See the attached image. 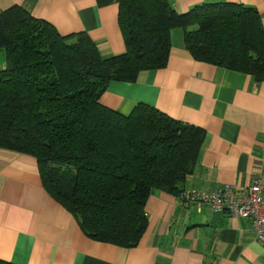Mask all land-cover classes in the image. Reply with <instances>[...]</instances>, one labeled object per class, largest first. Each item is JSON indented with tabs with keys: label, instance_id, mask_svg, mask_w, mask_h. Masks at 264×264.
I'll return each mask as SVG.
<instances>
[{
	"label": "trees",
	"instance_id": "1",
	"mask_svg": "<svg viewBox=\"0 0 264 264\" xmlns=\"http://www.w3.org/2000/svg\"><path fill=\"white\" fill-rule=\"evenodd\" d=\"M118 22L125 51L103 57L84 32L60 35L18 5L0 12V147L35 158L43 186L86 235L131 246L151 190L177 193L205 132L147 104L111 109L100 100L107 84L164 67L174 27L194 59L259 79L264 28L257 10L228 2L177 12L168 0H119Z\"/></svg>",
	"mask_w": 264,
	"mask_h": 264
},
{
	"label": "crops",
	"instance_id": "2",
	"mask_svg": "<svg viewBox=\"0 0 264 264\" xmlns=\"http://www.w3.org/2000/svg\"><path fill=\"white\" fill-rule=\"evenodd\" d=\"M177 12L228 2L252 7L264 28V0H168ZM119 0H0L49 22L60 35L86 33L101 56L123 53ZM180 30H179V29ZM180 27L170 30L167 63L140 71L133 82L111 80L101 103L122 114L137 104L204 130L193 168L177 193L153 189L147 227L138 244L95 240L43 186L35 158L0 147V260L13 264H264V245L248 219L181 196L222 184L246 189L264 182V75L193 58ZM6 52L0 48V71Z\"/></svg>",
	"mask_w": 264,
	"mask_h": 264
},
{
	"label": "built area",
	"instance_id": "3",
	"mask_svg": "<svg viewBox=\"0 0 264 264\" xmlns=\"http://www.w3.org/2000/svg\"><path fill=\"white\" fill-rule=\"evenodd\" d=\"M195 203L208 205L214 211H226L233 216L248 219L256 240L264 245V182L254 178L244 190L233 184H222L211 191L192 189L181 194Z\"/></svg>",
	"mask_w": 264,
	"mask_h": 264
},
{
	"label": "rangeland",
	"instance_id": "4",
	"mask_svg": "<svg viewBox=\"0 0 264 264\" xmlns=\"http://www.w3.org/2000/svg\"><path fill=\"white\" fill-rule=\"evenodd\" d=\"M179 29V28H178ZM180 30V29H179Z\"/></svg>",
	"mask_w": 264,
	"mask_h": 264
}]
</instances>
